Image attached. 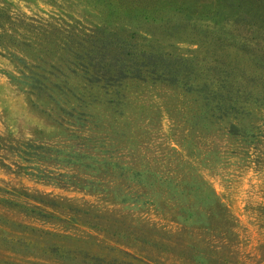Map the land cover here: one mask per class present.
Wrapping results in <instances>:
<instances>
[{
    "label": "rangeland",
    "instance_id": "rangeland-1",
    "mask_svg": "<svg viewBox=\"0 0 264 264\" xmlns=\"http://www.w3.org/2000/svg\"><path fill=\"white\" fill-rule=\"evenodd\" d=\"M165 19L0 0V264H264V55ZM108 35L215 69L106 86L84 52ZM223 78L237 110L195 90Z\"/></svg>",
    "mask_w": 264,
    "mask_h": 264
},
{
    "label": "trees",
    "instance_id": "trees-1",
    "mask_svg": "<svg viewBox=\"0 0 264 264\" xmlns=\"http://www.w3.org/2000/svg\"><path fill=\"white\" fill-rule=\"evenodd\" d=\"M118 1L119 5L132 15H137L138 20H144L145 23L148 20L147 22L152 24L160 20V16L162 18L165 16L167 20L164 21L163 29L166 28L165 30L172 34H184L189 31V34L196 35L193 28L197 26V29L200 30L199 27L203 25V27H209L211 33H218L219 37L222 35L228 37L227 42L229 41L231 45L228 44L227 47L232 46L241 52L256 50L264 55V0ZM108 4L114 6L113 3ZM161 13L162 15H157ZM168 16H171L176 22L171 24L167 18ZM100 38V36L93 37L90 45L92 50L90 51V48L86 50L84 56L87 53L91 55L93 52H99L96 55L97 58L90 61L92 63L91 67L100 72V77L106 86L116 82L121 83L127 79L143 81L147 76L163 83L176 84L188 81L191 79L190 77H195L197 72H202L204 69V72H211L215 69L211 65L203 67V70L199 71L200 67L190 64L192 63L190 61L185 62L186 59H183V63H181L173 55L164 51L160 52V45L154 47L150 44L147 51H144L138 49L137 45L128 43V40L127 43L124 40L118 42L109 35L106 40ZM218 41L222 43L225 39L223 37ZM203 42L204 45L198 44V46L204 51L205 55H207V52H210L211 55L217 54L220 48L216 44L211 45L207 41ZM218 66L224 67L226 65L220 63ZM262 67L264 68V66ZM220 70L226 72L225 69ZM184 72L185 74H183ZM223 74L227 77L226 75L229 73ZM186 84L189 83L186 82ZM215 85L219 87L215 91L211 90L213 87H208L211 84L208 86L204 84L199 86L198 90H195L204 93L203 95L206 96L207 101H215V106L219 109L229 107L237 110L236 107L242 100L240 99L239 88H234L232 82L227 81L226 78L218 79ZM130 256L138 262L149 263L146 261V257Z\"/></svg>",
    "mask_w": 264,
    "mask_h": 264
}]
</instances>
